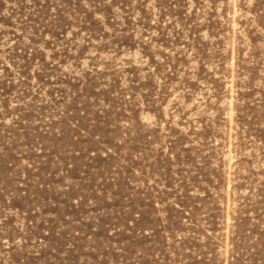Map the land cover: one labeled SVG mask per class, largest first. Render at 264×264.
<instances>
[{"label": "rangeland", "instance_id": "obj_1", "mask_svg": "<svg viewBox=\"0 0 264 264\" xmlns=\"http://www.w3.org/2000/svg\"><path fill=\"white\" fill-rule=\"evenodd\" d=\"M0 264H264V0H0Z\"/></svg>", "mask_w": 264, "mask_h": 264}]
</instances>
